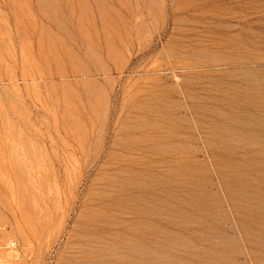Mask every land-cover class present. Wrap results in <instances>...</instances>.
I'll list each match as a JSON object with an SVG mask.
<instances>
[{"label": "rangeland", "instance_id": "1", "mask_svg": "<svg viewBox=\"0 0 264 264\" xmlns=\"http://www.w3.org/2000/svg\"><path fill=\"white\" fill-rule=\"evenodd\" d=\"M2 264H264V0H0Z\"/></svg>", "mask_w": 264, "mask_h": 264}, {"label": "built area", "instance_id": "2", "mask_svg": "<svg viewBox=\"0 0 264 264\" xmlns=\"http://www.w3.org/2000/svg\"><path fill=\"white\" fill-rule=\"evenodd\" d=\"M15 248V242L13 240H4L2 239V227L0 223V251L4 249H14ZM0 264H2L0 260Z\"/></svg>", "mask_w": 264, "mask_h": 264}]
</instances>
